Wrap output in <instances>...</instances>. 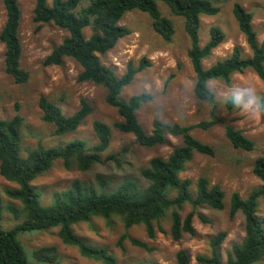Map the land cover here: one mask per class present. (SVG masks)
<instances>
[{"label":"trees","instance_id":"trees-1","mask_svg":"<svg viewBox=\"0 0 264 264\" xmlns=\"http://www.w3.org/2000/svg\"><path fill=\"white\" fill-rule=\"evenodd\" d=\"M158 1H163L176 15L185 19V30L189 37L188 57L195 73V96L211 105L210 119L197 124L165 122L154 118L153 128L148 133L139 120L138 111L153 99L150 92L122 97L124 87L129 85L149 61L142 58L136 65L129 61L125 72L118 76L116 71L101 60L113 49L117 42L131 33L130 28L120 21L125 13L138 9L149 14L154 30L165 40H171L175 34L173 21L165 16L159 8ZM6 20L0 29V40L5 46V70L16 83H26L30 73L21 64L23 52L20 38L22 9L19 0H2ZM219 7L213 0H35L33 9L36 23H54L68 32L61 43L55 46L45 57L47 65H60L65 58L74 59L81 67L79 81L92 82L105 88L106 102L115 107L121 116L113 126L135 136L144 147H155L166 143L167 134L180 137L182 143L176 145L167 156L155 155L141 174L149 181L142 185L132 178L124 179L115 187L109 178L97 175L96 184L82 179H74L69 188L56 192L51 204L41 203V192L33 185V180L46 174L58 160L68 170L78 168L87 171L102 160V154L110 147L112 126L102 120H94L93 129L97 142L89 148L84 139H74L54 146H38L23 153L21 129L25 118L17 111L11 118L0 117V175L15 182L16 187L6 189V194L22 204L18 210L13 205L7 209L14 215L24 214L23 219L15 226L5 229L2 224V206L0 205V264H32L18 235L22 231L48 230L59 226L58 235L65 244L78 247L82 255L101 261L105 264H116L117 258L106 248L95 247L87 243L74 231L73 225L88 221L93 216L110 218L119 216L128 229L136 224H144L149 238L154 239L158 230L166 232L161 221L170 212V234L174 240H180L184 233L195 235L194 226L196 209L208 205L214 209L225 208L226 192L219 183H212L204 175L196 180L182 178L186 163L195 153L214 155L216 149L193 135L192 130L210 128L223 124L225 136L235 148L246 151L256 149L255 141L235 127L219 114L217 94L210 87V82L220 80L232 85L233 74L254 71L264 83V38L258 39V32L253 25L254 13L247 10L240 2L233 5V14L240 31L244 34L250 54L243 55L240 45H234L229 56L217 60L209 67L204 60L213 50L226 40V32L217 24L208 29V40L201 43L200 26L202 15H216ZM91 27L92 33L86 36L85 29ZM1 99V92H0ZM235 98L227 100V109H232ZM39 106L42 120L54 125L53 134L63 135L77 130L93 112L92 105L81 100L80 107L66 115L62 107L47 96L41 95ZM264 106V103H263ZM19 108V105H16ZM117 164L121 160L112 154ZM253 173L262 184L251 190L247 197L234 191L230 197V215L243 212L245 219V236L234 243L227 261L222 262L219 246L224 242L227 231L221 230L209 241L210 253L196 255L198 264H255L264 258V223L257 215L259 198H264V156L256 158ZM193 185L195 188L193 189ZM192 209L183 216L186 205ZM202 221L208 220L198 213ZM127 237L123 234L118 245ZM133 244L151 249L145 241L130 237ZM34 256L46 264H62L56 245L41 246L34 250ZM130 264H157L139 261ZM176 264H191V255L186 249L176 253Z\"/></svg>","mask_w":264,"mask_h":264},{"label":"rangeland","instance_id":"rangeland-1","mask_svg":"<svg viewBox=\"0 0 264 264\" xmlns=\"http://www.w3.org/2000/svg\"><path fill=\"white\" fill-rule=\"evenodd\" d=\"M48 2L51 3L52 0ZM213 2L220 10L216 15L201 16V43L207 42L208 29L212 24L223 28L226 40L204 60L205 67L229 56L234 45L241 46L244 56L250 54L245 36L233 14L235 2H240L254 13L253 25L258 32V39L261 41L264 38V0H213ZM19 3L22 9L21 64L29 71L30 78L26 83L19 84L6 72L5 46L0 40V117L11 118L18 111L25 118L24 127L21 129L23 153L26 154L29 149L39 144L54 146L74 139L86 140L88 147L91 148L97 142L93 129L94 120H102L112 126L110 147L102 154L101 162L93 168L87 171H81L76 167L68 170L62 161L58 160L46 174L33 180V185L41 192V203L51 204L53 195L69 188L74 179L96 184V177L99 174L109 178L114 187L128 178L135 179L142 185L149 184L141 174L142 169L149 165L153 156H167L176 145L182 143V139L167 134L166 143L144 147L137 142L133 134L114 128L113 124L120 120L121 116L115 107L106 102L105 88L92 82L79 81L81 67L74 59L65 58L60 65L44 63L45 57L61 43L68 32L54 23L42 25L36 23L33 18L35 0H19ZM158 5L162 13L174 23L175 34L171 40H165L154 30L148 13L134 9L127 11L120 21L122 25L130 28L131 33L121 38L105 55H101V60L111 66L118 76L125 72L129 61L136 65L142 58L149 61V65L122 91L124 98L141 92H150L153 95V99L138 111L139 120L148 133L151 132L156 117L170 123L197 124L210 119L211 110L209 103L199 100L194 94L195 73L188 57L190 41L185 30V19L171 12L163 1H158ZM5 20L6 12L0 0V29ZM92 31L91 27L86 28V36ZM210 87L217 94L219 114L252 138L256 143V149L246 151L235 148L226 138L223 124L209 130L195 128L192 130L193 135L213 145L216 152L214 155L195 153L186 163V168L180 176L196 180L204 175L212 183L221 184L226 192L225 208L214 209L208 205L198 207L194 216L197 233L195 235L184 233L180 240H174L170 234V212L161 221L166 232L158 230L154 239L148 237L144 224H136L127 229L123 220L116 215L110 218L93 216L88 221H80L73 225L75 233L87 243L106 248L113 254L117 258L116 264L139 261L176 264V253L180 249L189 252L191 264H198L196 255L210 253V238L221 230L227 231L224 242L219 246L222 262L225 263L233 244L244 238V214L239 211L235 216L230 215V197L234 191L247 197L253 188L262 184L252 168L256 158L264 156V83L254 71L247 70L233 74L232 85L213 80ZM41 95L58 103L66 115L75 112L80 107L82 99H86L92 105L93 112L77 130L55 135L54 125L42 120V110L39 106ZM231 97L235 98V102L230 110L227 109L226 102ZM16 105H19L18 109ZM112 154L120 158V166L110 158ZM16 186L15 182L0 175V205L5 229L15 226L24 216V214L16 216L7 209L8 205H13L18 210L22 209L19 200L6 194L7 188ZM192 187L194 189L195 185ZM191 209V205H186L181 211L183 216ZM198 213H202L208 221H202ZM257 215L264 223V198L258 200ZM59 228L57 226L48 230L19 233L18 238L32 264H46L36 259L34 250L47 245L57 246L62 264H105L82 255L78 247L65 244L58 235ZM123 234H127V237L123 239L121 247L118 242ZM130 237L147 242L151 249L133 244ZM255 264H264V258Z\"/></svg>","mask_w":264,"mask_h":264}]
</instances>
